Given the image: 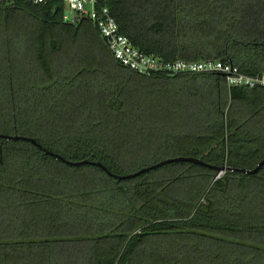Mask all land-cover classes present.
<instances>
[{"label": "trees", "instance_id": "obj_1", "mask_svg": "<svg viewBox=\"0 0 264 264\" xmlns=\"http://www.w3.org/2000/svg\"><path fill=\"white\" fill-rule=\"evenodd\" d=\"M98 2L147 55L264 75V0ZM65 13L0 6V135L46 149L0 138V264H264V166L229 170L264 159V88L139 74ZM178 157L210 167L115 177Z\"/></svg>", "mask_w": 264, "mask_h": 264}, {"label": "built area", "instance_id": "obj_2", "mask_svg": "<svg viewBox=\"0 0 264 264\" xmlns=\"http://www.w3.org/2000/svg\"><path fill=\"white\" fill-rule=\"evenodd\" d=\"M54 1H63L66 5L65 21L76 22L79 19L92 21L108 42L114 58L123 66L142 75L156 73L172 75L193 72H217L226 77L229 87L264 88V75L247 76L239 72L232 64L222 62H164L155 56L147 55L134 47L130 39L123 35L116 19L107 6H101L98 0H0V6L17 2L35 5H47Z\"/></svg>", "mask_w": 264, "mask_h": 264}, {"label": "water", "instance_id": "obj_3", "mask_svg": "<svg viewBox=\"0 0 264 264\" xmlns=\"http://www.w3.org/2000/svg\"><path fill=\"white\" fill-rule=\"evenodd\" d=\"M0 138H4V139H7V140H24V141H30L32 142L34 145L38 146L41 150H46L45 148H43L41 145H39L37 143L36 140L34 139H31V138H27V137H20V136H5V135H0ZM48 154L52 155V156H55L57 158H59L60 160L66 162L67 164L69 165H72V166H82V165H85V164H88L90 162L88 161H81V162H71V161H68L66 159H64L63 157L53 153V152H50L48 151L47 152ZM175 162H191V163H194V164H199V165H202V166H209L208 164H206L203 160L201 159H197V158H187V157H178V158H172V159H167V160H164L158 164H155L153 166H150V167H147V168H144L134 174H130V175H127V176H123V177H117L115 176L116 178H118V180H123V179H132V178H135V177H138L144 173H147L149 171H152L154 169H157V168H160L162 166H165L167 164H172V163H175ZM93 164V163H92ZM99 167H101L102 169H104L110 176H114L110 171L107 170V168L105 166H103L101 163H98L97 164ZM264 166V159L260 162V164L253 170H248V169H241V168H229V170H232V171H237V172H241V173H245V174H255L257 173L262 167ZM228 168H222L220 169V172L222 173L224 170H227Z\"/></svg>", "mask_w": 264, "mask_h": 264}]
</instances>
